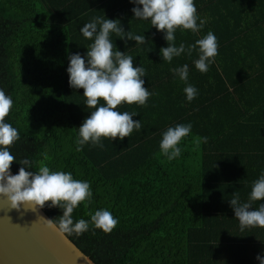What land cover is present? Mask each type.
<instances>
[{
  "label": "trees",
  "instance_id": "obj_1",
  "mask_svg": "<svg viewBox=\"0 0 264 264\" xmlns=\"http://www.w3.org/2000/svg\"><path fill=\"white\" fill-rule=\"evenodd\" d=\"M194 3L203 26L195 33L178 29L174 43L187 48L211 31L218 54L206 73L195 68L198 49L163 61L165 34L134 18L132 0H0V90L13 101L5 123L19 133L9 149L16 158L11 169L17 175L19 161L28 159L29 171L43 164L89 183L90 201L72 214L74 223L89 221V230L66 235L96 264L254 262L244 257L264 229L241 231L229 201L238 192L241 203L249 202L264 175V0ZM97 17L121 21L125 34H110L113 50L143 66L150 96L144 106L117 109L135 113L139 130L77 151L79 127L92 109L83 89L70 86L69 55L86 60L94 39L81 28ZM129 31L145 43L126 40ZM185 64L187 82L172 71ZM188 85L197 89L191 102ZM188 124L180 156L168 160L160 154L163 133ZM196 137L207 139L197 146ZM261 204L252 202V209ZM102 209L118 220L111 233L91 224L89 214ZM43 210L52 220L63 215L59 207Z\"/></svg>",
  "mask_w": 264,
  "mask_h": 264
},
{
  "label": "clouds",
  "instance_id": "obj_2",
  "mask_svg": "<svg viewBox=\"0 0 264 264\" xmlns=\"http://www.w3.org/2000/svg\"><path fill=\"white\" fill-rule=\"evenodd\" d=\"M132 2L138 5L132 9L135 19L150 21L152 28L165 34L168 46L161 49L163 61L170 63L174 57H179L185 52L191 56L192 52L198 49L199 58L194 61L195 68L201 73L208 71L209 65L218 54L217 38L211 31L187 48L183 43L179 47L174 43L178 29L191 30L195 33L203 26L202 20L199 25L197 24L194 0H132ZM81 32L86 39H94V42L87 49L86 60L79 53L69 55L70 66L67 71L70 86L73 89H83L86 107L92 111L79 127L77 151H81L83 146L89 143L102 148V139L123 141L134 129L139 130L140 121H133L135 113L130 114L127 111L121 113L117 109L124 104L144 106L150 96L148 89L144 87L145 81L142 77L146 76V72L143 66L134 67L132 56L113 50L110 34L115 33L117 36L125 34L120 20L97 17L82 27ZM125 39L143 44L146 37L133 35L129 31ZM172 71L182 81L187 82V64ZM184 92L189 102L197 95V89L191 85L185 87ZM12 106V99L0 90V197H6L11 208L18 211L21 205L25 210L33 212L43 209L46 205L59 207L63 210V215L56 220L45 219L47 227L56 229L60 235H82L89 230V221L80 219L74 223L72 214L81 203L90 201L92 192L88 182L74 179L71 173L50 171L49 167L43 164L40 165L38 172L29 171L32 163L28 159L19 161L22 166L17 175L10 173L16 158L9 149L19 139L17 129L5 123ZM191 128V124L168 128L160 142V154L170 161L179 157L181 149L178 145L189 136ZM206 139L196 137L194 143L199 146L202 140L206 142ZM262 200L264 175L253 183L249 202L241 203L239 193H233L229 203L235 218L239 221L241 231L255 227L264 229V204L258 209H252V202ZM85 206L87 207V204ZM89 215L92 226L104 233H111L118 224V220L108 210H97ZM257 260L264 264V256H257Z\"/></svg>",
  "mask_w": 264,
  "mask_h": 264
},
{
  "label": "water",
  "instance_id": "obj_3",
  "mask_svg": "<svg viewBox=\"0 0 264 264\" xmlns=\"http://www.w3.org/2000/svg\"><path fill=\"white\" fill-rule=\"evenodd\" d=\"M45 219L52 220L43 209L18 211L0 197V264H96Z\"/></svg>",
  "mask_w": 264,
  "mask_h": 264
},
{
  "label": "crops",
  "instance_id": "obj_4",
  "mask_svg": "<svg viewBox=\"0 0 264 264\" xmlns=\"http://www.w3.org/2000/svg\"><path fill=\"white\" fill-rule=\"evenodd\" d=\"M256 233H258V238L253 242L255 246L252 245L250 249V255L244 257L248 258L249 260H253L254 262L252 264H260V261L257 260V256H264V241L261 239V237H264V232L256 230Z\"/></svg>",
  "mask_w": 264,
  "mask_h": 264
}]
</instances>
